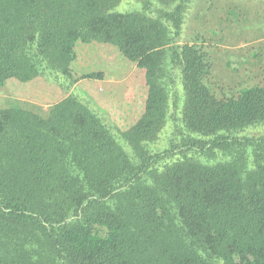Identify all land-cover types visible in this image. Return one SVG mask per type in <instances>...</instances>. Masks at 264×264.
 <instances>
[{
    "label": "trees",
    "instance_id": "1",
    "mask_svg": "<svg viewBox=\"0 0 264 264\" xmlns=\"http://www.w3.org/2000/svg\"><path fill=\"white\" fill-rule=\"evenodd\" d=\"M120 1L0 0V90L40 78L66 94L0 110V264H264V134L241 135L264 127V82L216 98L204 44L178 40L189 0H153L174 6L157 17ZM78 42L144 71L127 130L74 88ZM176 73L187 142L152 152Z\"/></svg>",
    "mask_w": 264,
    "mask_h": 264
},
{
    "label": "rangeland",
    "instance_id": "2",
    "mask_svg": "<svg viewBox=\"0 0 264 264\" xmlns=\"http://www.w3.org/2000/svg\"><path fill=\"white\" fill-rule=\"evenodd\" d=\"M187 6L178 40L179 43L204 44L212 64L206 84L215 97H229L241 89L261 85L264 82V0H189ZM144 7L153 15L157 12L170 13L174 8L173 5L163 6L153 0H121L118 5L123 12L141 11ZM178 79L176 73L173 87L179 95L178 111L173 112L151 144L152 152H160L171 146L179 147L187 142L183 140L186 130L181 128L179 120L181 115L178 112L183 107V97L180 95L183 91ZM39 82L42 81L25 85L9 79L0 90V110L8 106L11 100L38 98L37 95L44 93ZM77 92L86 94L81 89H77ZM172 100L170 98L171 103ZM263 134L262 126L248 129L241 135L256 138ZM195 153L196 150H192L183 154L191 157ZM198 157L202 159L200 155Z\"/></svg>",
    "mask_w": 264,
    "mask_h": 264
},
{
    "label": "crops",
    "instance_id": "3",
    "mask_svg": "<svg viewBox=\"0 0 264 264\" xmlns=\"http://www.w3.org/2000/svg\"><path fill=\"white\" fill-rule=\"evenodd\" d=\"M74 50L76 59L72 63V71L78 79L74 88L83 90L96 108L105 113L120 130H127L144 113L147 98L144 71L109 44L78 42ZM88 74H102L103 77L82 78ZM39 80L42 81L39 83L44 93L37 95L38 98L17 100L45 109L64 99L66 94L43 79L36 78L23 84L29 85Z\"/></svg>",
    "mask_w": 264,
    "mask_h": 264
}]
</instances>
